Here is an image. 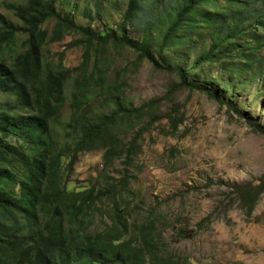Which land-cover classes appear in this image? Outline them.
I'll use <instances>...</instances> for the list:
<instances>
[{"label": "trees", "instance_id": "obj_1", "mask_svg": "<svg viewBox=\"0 0 264 264\" xmlns=\"http://www.w3.org/2000/svg\"><path fill=\"white\" fill-rule=\"evenodd\" d=\"M160 1L127 0L120 24L102 35L89 23L78 24L76 6L65 11L60 0L5 5L20 26L0 15V50L16 45L18 35L25 38L10 63L0 55V264H181L180 257L165 253L155 218L128 219L127 167L138 149V139L153 120L129 140L124 137L125 125L133 117L142 118L145 108L160 99L125 107L117 97L126 84L118 82V74L110 76L112 63L120 49L129 48L154 69L176 74L179 83L173 88L200 91L240 113L209 87L188 81L186 76L217 50L220 57L244 59L253 68L263 45L253 39L250 46L248 37L260 26L264 28V11H253L264 0H168L162 6L163 17L156 12ZM243 11L255 17L250 25L249 18L232 20ZM81 17L90 22L100 15L84 8ZM150 28L160 44L155 55L146 35L140 40L128 35ZM200 35L209 38V45L191 67L185 70L165 62L166 49L189 47ZM64 41V49L54 55L58 64L47 61L45 48ZM72 49L80 52V62L68 69L64 60ZM70 81V114L57 133L51 124L65 105L64 91ZM97 99L103 105L109 102L107 111L90 110ZM245 119L264 136L262 126ZM11 137L16 138V145L6 143ZM92 151L102 152L104 170L121 161L122 174L115 183H109L112 178L106 175L101 183L69 189L79 155ZM263 190L264 176L259 187L243 188L248 212ZM96 218L102 227L95 224ZM183 233L179 230V235Z\"/></svg>", "mask_w": 264, "mask_h": 264}, {"label": "rangeland", "instance_id": "obj_2", "mask_svg": "<svg viewBox=\"0 0 264 264\" xmlns=\"http://www.w3.org/2000/svg\"><path fill=\"white\" fill-rule=\"evenodd\" d=\"M25 1L0 0V15L20 26L5 5ZM60 1V8L65 11L76 6L75 21L85 26L89 23L101 35L120 24L127 4V0ZM167 1L161 0L157 5L156 12L162 17V6ZM84 8L92 15L97 10L100 17L88 22L81 17ZM253 11L263 12L264 2L255 4ZM249 12L236 14L232 20L249 18L250 25L255 17H250ZM147 30L130 31L128 35L134 40L146 35L155 55L159 39L155 40L152 28ZM255 32L248 37L250 46L253 39H259L263 46L253 68L244 59L222 58L217 50L186 76L188 81L209 87L240 113L200 91L184 86L173 88L179 83L176 74L154 69L129 48L120 49L112 63L110 76L118 74V82L126 84L117 97L125 107L136 108L160 99L145 108L142 118L133 117L125 125L124 137L129 140L153 120L138 139V149L127 167V187L131 191L127 196L128 219L141 220L147 215L155 218L165 253L180 257L181 264H264V190L250 212L243 201V188L259 187L264 176V136L245 119L264 128V28L260 26ZM24 38L18 35L16 45L0 50V55L10 63L21 51ZM194 40L189 47L166 49L165 62L185 70L191 67L199 52L209 45V38L201 35ZM66 42L48 45L45 59L57 65L58 57L54 55L64 49ZM64 61L66 68L74 69L80 62V52L68 50ZM72 90L70 81L64 91L65 105L51 124L57 133L68 120ZM91 103L89 108L94 113L105 112L110 106L109 102L103 105L100 99ZM5 141L17 144L15 137ZM101 158V151L79 155L67 187L86 188L101 183L106 175L112 178L109 183H115L122 174L121 161L104 170ZM207 216L208 221L198 224ZM95 224L103 226L99 218ZM182 229L184 233L179 235Z\"/></svg>", "mask_w": 264, "mask_h": 264}]
</instances>
